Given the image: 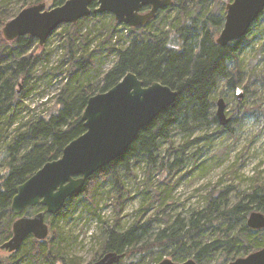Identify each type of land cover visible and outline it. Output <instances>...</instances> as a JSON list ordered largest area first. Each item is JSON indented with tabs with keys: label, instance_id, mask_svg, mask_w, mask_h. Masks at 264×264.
Returning <instances> with one entry per match:
<instances>
[{
	"label": "trees",
	"instance_id": "16d2710c",
	"mask_svg": "<svg viewBox=\"0 0 264 264\" xmlns=\"http://www.w3.org/2000/svg\"><path fill=\"white\" fill-rule=\"evenodd\" d=\"M20 1L24 2L22 11L48 1L54 7L61 6L67 0ZM216 2L175 0L173 6L160 11L147 27L138 29L119 25L111 14L96 13L97 5H94L88 18L77 24L63 25L60 38L64 40V55L54 73H49L54 77L67 67V81L57 96L55 109L48 117H33L18 125L8 142V131L14 125L17 109L37 86L36 82L32 83L33 72L47 55L30 53L38 42L30 36L7 42L2 29L20 11L12 19L0 14V150L3 149L0 246L13 234L12 225L17 216L12 214L10 207L17 188L45 164L61 158L64 149L85 133L81 118L91 97L109 91L129 73L135 74L145 86L159 82L178 93L176 103L139 133L122 158L92 176L83 193L68 200L58 215L47 217L51 230L46 241L30 237L18 252L4 251L8 256L0 258V264H19L26 258L29 264H84L80 258L67 256L62 230L55 225L80 203L83 210L101 224V234L97 238L100 245L92 263L115 252L124 255L119 264H159L165 257L175 263L193 259L197 264H212V261L229 264L264 248V230H252L247 226L253 212L264 215V178L261 175L256 176L251 190L235 200L229 198L230 188H214L206 195L203 207L194 210L188 218L171 219L157 230L153 229V224L160 222V213L147 216L159 199L162 205L169 200L177 183L173 180L174 172L181 170L182 156L195 143L187 142L176 148L171 141L179 134H192L209 124L212 95L220 80L230 89H237L241 55L251 45L253 31L264 22L263 12L246 38L222 48L216 40L224 27L226 14L224 9L216 11ZM173 10L175 16L169 18ZM108 17L110 20L105 24ZM91 20L102 23L100 33L107 34L99 48L107 43L110 52L117 54L113 67L100 79L97 65L101 57L95 56L100 49L89 50L87 42L91 32L80 35V30ZM157 23L168 26L155 28ZM121 27L128 31L130 41L119 48L113 39L119 36ZM46 75L47 72L42 71V76ZM20 84L25 91L18 90ZM214 122H218L217 117ZM163 143L169 144L164 153ZM172 157L174 161L170 162ZM139 163L144 165L147 177L143 181L145 186L140 189L144 195L143 205L135 212L133 223L124 227L118 214L129 195L125 178L136 177L134 169ZM155 174H165L156 190ZM106 184L110 185L109 193L115 192L109 197L115 201L116 216L112 225L103 221L99 213L98 195ZM144 187L150 192L143 191ZM41 211L44 208H30L24 215L33 216Z\"/></svg>",
	"mask_w": 264,
	"mask_h": 264
},
{
	"label": "rangeland",
	"instance_id": "374dc122",
	"mask_svg": "<svg viewBox=\"0 0 264 264\" xmlns=\"http://www.w3.org/2000/svg\"><path fill=\"white\" fill-rule=\"evenodd\" d=\"M24 1L30 3V0ZM230 2L231 0H217L214 4L216 11L220 12L224 9L226 14V6ZM43 3H46L48 10L54 7L49 1ZM23 4L24 2L20 0H0V14L12 19ZM174 13V10L171 11L168 14L169 18H173ZM109 20V17L105 19V24ZM158 26L168 25L157 23L155 28ZM101 28L102 23L91 20L80 30V35L91 32L87 42L91 52L100 49L95 52L96 57H101L97 65L98 79L102 78L117 60V54L110 52L106 42L105 47L99 48L100 43L106 41L107 35L100 33ZM121 30L119 36L113 39V43L119 48L130 41L128 31L123 27ZM63 32L61 26L43 46H40L37 40V44L30 51L35 54L45 53L47 59L43 60L33 72L32 83L36 82L37 86L17 109L14 125L8 131L7 142L14 136L18 125L24 124L33 117H48L54 111L57 96L67 81V67L57 76L52 77V74H49L54 73V69L64 55V40L60 38ZM252 36L251 45L240 58L241 73L237 89H230L225 81L220 80L212 95L213 107L209 124L193 131L192 134H179L171 141L176 148L187 142L195 141V143L189 146L182 156L184 164L181 170L174 172L176 174L173 180L177 183L169 195L167 201V203L171 202L169 207H166L167 203L162 205L159 199L150 208L147 216L160 213L161 223L158 221L153 224L154 230L178 216L188 218L194 210L203 207L206 195L214 188H230L232 193L229 198L235 200L251 190L257 175L264 178V22L258 24ZM118 37H121L120 42ZM44 47L46 49H43ZM44 70L48 75L42 76ZM20 86L19 91L26 90ZM237 90L242 94L241 98H238ZM220 100H224L226 117L231 119L225 127L221 126L219 121L214 122ZM226 127L230 129L227 130ZM168 148V143L162 144L163 153ZM2 153L3 149L0 150V159L3 156ZM173 161L174 157L170 162ZM2 170L3 167H0V171ZM134 172L135 178H125L129 195L118 214L124 227L133 223L135 212L143 205L144 195L140 193V189L145 186L143 181L147 178L144 165L136 164ZM154 177L153 183L156 190L158 184L163 182L165 174H155ZM109 190L110 185L106 184L99 192V213L103 221L112 225L116 212L115 201L110 198L115 195V192L109 193ZM144 190L150 192L147 187L146 189L144 187ZM162 210H165V213H162ZM47 224L51 230V225ZM55 225L62 230L67 256L80 258L84 264H91L100 245L97 238L101 234V224L98 220L93 219L90 213L83 210V204L80 203ZM7 256L6 252H0V258ZM165 259L169 258L165 257L163 260ZM19 264H29L28 258L23 259Z\"/></svg>",
	"mask_w": 264,
	"mask_h": 264
},
{
	"label": "water",
	"instance_id": "95a60500",
	"mask_svg": "<svg viewBox=\"0 0 264 264\" xmlns=\"http://www.w3.org/2000/svg\"><path fill=\"white\" fill-rule=\"evenodd\" d=\"M175 0H67L61 6L47 9L39 3L20 11L6 23L2 35L7 42L30 36L43 46L61 26L77 24L92 14H111L119 25L132 29L147 27L160 11L174 5ZM149 9L144 12L145 9ZM264 12V0H232L226 6L225 24L216 43L222 48L246 38L251 27ZM22 86H20L21 88ZM238 98L242 97L237 91ZM178 93L159 82L149 86L135 74H127L122 81L105 93L88 100L82 115L85 133L72 141L61 158L45 164L35 175L16 190L11 212L17 219L12 225V237L0 246V251L18 252L25 241L33 237L46 241L50 236L48 216L58 215L68 200L83 193L88 180L111 163L122 158L139 133L150 126L177 101ZM217 119L227 126L224 100H220ZM44 211L33 216L24 215L30 208ZM247 226L264 230V215L253 212ZM124 255L115 252L103 255L91 264H119ZM159 264H197L193 259L175 263L165 259ZM229 264H264V248L238 258Z\"/></svg>",
	"mask_w": 264,
	"mask_h": 264
},
{
	"label": "flooded vegetation",
	"instance_id": "af4514ba",
	"mask_svg": "<svg viewBox=\"0 0 264 264\" xmlns=\"http://www.w3.org/2000/svg\"><path fill=\"white\" fill-rule=\"evenodd\" d=\"M149 9L147 8V11H148ZM238 91V90H237Z\"/></svg>",
	"mask_w": 264,
	"mask_h": 264
}]
</instances>
